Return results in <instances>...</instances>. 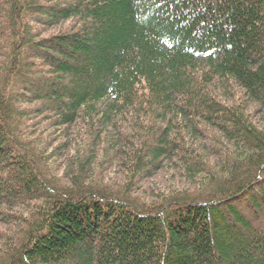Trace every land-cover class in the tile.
Instances as JSON below:
<instances>
[{"label": "trees", "instance_id": "trees-1", "mask_svg": "<svg viewBox=\"0 0 264 264\" xmlns=\"http://www.w3.org/2000/svg\"><path fill=\"white\" fill-rule=\"evenodd\" d=\"M0 264H264V0H0Z\"/></svg>", "mask_w": 264, "mask_h": 264}]
</instances>
